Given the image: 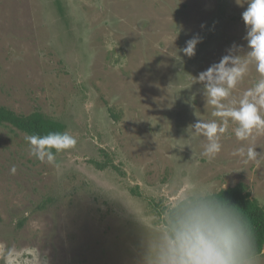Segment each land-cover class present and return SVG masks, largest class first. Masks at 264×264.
Here are the masks:
<instances>
[{
    "label": "rangeland",
    "instance_id": "1",
    "mask_svg": "<svg viewBox=\"0 0 264 264\" xmlns=\"http://www.w3.org/2000/svg\"><path fill=\"white\" fill-rule=\"evenodd\" d=\"M60 1L61 11L53 0H0V105L57 118L78 140L55 169L29 156L24 132L0 125V253L136 264L140 224L152 229L180 189L242 182L264 205V133L258 162L245 165L231 155L234 125L211 162L185 131L212 119L194 78L233 43L246 50V0ZM196 36L193 57L179 52ZM257 78L253 69L234 98Z\"/></svg>",
    "mask_w": 264,
    "mask_h": 264
},
{
    "label": "clouds",
    "instance_id": "2",
    "mask_svg": "<svg viewBox=\"0 0 264 264\" xmlns=\"http://www.w3.org/2000/svg\"><path fill=\"white\" fill-rule=\"evenodd\" d=\"M241 4L240 0H236ZM241 13L246 28L243 45L233 43L218 62L194 78L197 90L209 106L212 119H197L185 130L190 141L203 138L201 155L214 161L223 151V138L234 125L232 134L241 146L232 156L243 164L258 162L262 153L254 143L264 133V0H246ZM201 38L196 36L179 49L191 58ZM179 56V55H178ZM258 78L238 98L233 93L252 70ZM192 84V85H193ZM195 96V94H194ZM28 154L42 164L60 169L57 155L75 149L77 137L67 131H50L45 135L24 134ZM189 146L191 144H185ZM11 165L10 174L17 173ZM218 191L180 189V194L167 202L152 229L140 224L136 264H264L258 255L257 238L247 217ZM4 264H47L37 252L30 258L14 247L3 249Z\"/></svg>",
    "mask_w": 264,
    "mask_h": 264
},
{
    "label": "trees",
    "instance_id": "3",
    "mask_svg": "<svg viewBox=\"0 0 264 264\" xmlns=\"http://www.w3.org/2000/svg\"><path fill=\"white\" fill-rule=\"evenodd\" d=\"M53 1L57 8L61 11V1ZM7 124L12 125L24 133H38L40 135H45L50 131L64 132L66 127L64 122L40 111H33L28 114H19L4 105H0V125ZM94 163L98 168L105 167V163L103 162L98 163L94 161ZM110 163L112 165V162ZM220 195L229 199L233 204L238 206L247 217L255 232L258 254H260L264 246V205L260 204L255 197H251L249 191H247L242 182H239L234 186L226 187ZM51 200L52 198L50 196L44 197L38 207L44 208ZM161 212L162 211L159 212L160 215ZM20 223H22V221H20Z\"/></svg>",
    "mask_w": 264,
    "mask_h": 264
}]
</instances>
